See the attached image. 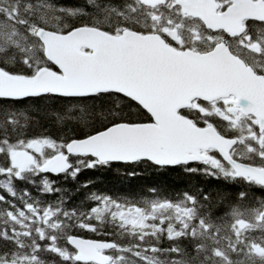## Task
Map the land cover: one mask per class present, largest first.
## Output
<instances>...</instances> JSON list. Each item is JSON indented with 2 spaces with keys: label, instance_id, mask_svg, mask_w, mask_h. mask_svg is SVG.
<instances>
[{
  "label": "snow or ice",
  "instance_id": "6c2138e0",
  "mask_svg": "<svg viewBox=\"0 0 264 264\" xmlns=\"http://www.w3.org/2000/svg\"><path fill=\"white\" fill-rule=\"evenodd\" d=\"M0 264H264V0H0Z\"/></svg>",
  "mask_w": 264,
  "mask_h": 264
},
{
  "label": "trees",
  "instance_id": "16d2710c",
  "mask_svg": "<svg viewBox=\"0 0 264 264\" xmlns=\"http://www.w3.org/2000/svg\"><path fill=\"white\" fill-rule=\"evenodd\" d=\"M60 4H75L79 0H53ZM42 124L45 122L42 120ZM91 177L95 180V188L114 196H125L128 198L139 195H147V186H156L162 189V194L175 196V193L187 186V178L179 177L175 173H155L146 171L139 178L129 180L127 177L118 175L114 171H100L85 173L81 179Z\"/></svg>",
  "mask_w": 264,
  "mask_h": 264
}]
</instances>
